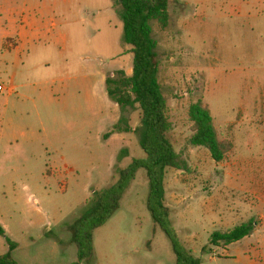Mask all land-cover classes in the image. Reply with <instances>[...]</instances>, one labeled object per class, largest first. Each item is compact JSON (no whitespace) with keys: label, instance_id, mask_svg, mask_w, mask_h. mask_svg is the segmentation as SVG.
Instances as JSON below:
<instances>
[{"label":"rangeland","instance_id":"374dc122","mask_svg":"<svg viewBox=\"0 0 264 264\" xmlns=\"http://www.w3.org/2000/svg\"><path fill=\"white\" fill-rule=\"evenodd\" d=\"M239 7L256 13L264 10V0H170L168 27L151 23L170 138L186 163L167 170L164 202L179 241L201 264H264V250L250 240L209 243L213 231L264 218V17L241 21L232 13ZM123 55L122 66L107 75L131 74L129 46ZM5 74L0 71V78ZM196 97L211 109L220 139L233 144L221 162L206 148L189 145L188 105ZM11 101L0 131V255L8 238L16 244L18 264H70L76 248L67 225L81 215L92 189L111 183L107 159L115 146H105L94 129L79 131L76 149L61 152L64 160L32 150L24 138L9 135L10 120L18 122ZM124 116L141 126L137 109ZM138 137V131L127 133L129 156L120 166L144 156ZM147 191L145 170L139 169L119 209L95 230L88 264H175L169 239L146 207Z\"/></svg>","mask_w":264,"mask_h":264},{"label":"crops","instance_id":"0c3cea01","mask_svg":"<svg viewBox=\"0 0 264 264\" xmlns=\"http://www.w3.org/2000/svg\"><path fill=\"white\" fill-rule=\"evenodd\" d=\"M118 8L115 0H0V71L7 73L0 83L9 87L0 93V131L11 100L18 122L10 120L9 135L24 138L32 150L39 147L41 153L60 154L64 160L61 152L76 149L79 131L95 129L105 146H115L107 159L110 181L129 133L103 138L120 117L105 84L107 74L124 60ZM232 13L241 21L264 17V10L241 7ZM241 240L264 250V218Z\"/></svg>","mask_w":264,"mask_h":264},{"label":"trees","instance_id":"16d2710c","mask_svg":"<svg viewBox=\"0 0 264 264\" xmlns=\"http://www.w3.org/2000/svg\"><path fill=\"white\" fill-rule=\"evenodd\" d=\"M119 5L117 15L122 22L121 43L129 46L132 53V71L128 75L117 70L107 75L105 84L109 99L118 105V121L103 134L106 139L113 133L137 132L143 157L132 158L126 166L118 163L129 156V150H119L113 166L109 185L92 192L86 199L79 217L67 225L70 243L76 248V259L70 264L90 263L94 256L93 235L119 209L123 194L139 169H144L148 191L146 207L153 222L166 234L175 253V264H201L178 239L172 227L170 209L164 202V179L169 168L182 169L186 166L170 138L172 123L168 115L167 101L162 93L157 60V40L151 23L162 30L170 23V0H115ZM5 40L3 47H7ZM129 109L139 111L141 126L133 128L124 112ZM188 120L191 134L188 139L191 147H204L216 162L223 161L232 142L222 141L215 127L211 109L204 104L202 97L189 102ZM256 226L250 219L226 231H213L209 243L214 246H227L249 235ZM0 234L4 230L0 226ZM8 250L0 255V264H18L12 256L16 244L6 238ZM205 249V247L203 248Z\"/></svg>","mask_w":264,"mask_h":264},{"label":"built area","instance_id":"2783aa9c","mask_svg":"<svg viewBox=\"0 0 264 264\" xmlns=\"http://www.w3.org/2000/svg\"><path fill=\"white\" fill-rule=\"evenodd\" d=\"M9 90V87H7L5 84L0 83V93Z\"/></svg>","mask_w":264,"mask_h":264}]
</instances>
